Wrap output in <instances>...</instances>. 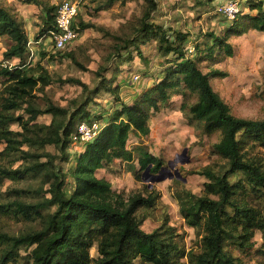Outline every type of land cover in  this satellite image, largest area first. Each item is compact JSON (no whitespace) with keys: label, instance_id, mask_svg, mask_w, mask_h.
I'll use <instances>...</instances> for the list:
<instances>
[{"label":"trees","instance_id":"1","mask_svg":"<svg viewBox=\"0 0 264 264\" xmlns=\"http://www.w3.org/2000/svg\"><path fill=\"white\" fill-rule=\"evenodd\" d=\"M145 1L147 8L141 25L122 49L128 51L142 38H155L163 55L174 54L175 60H168L170 66L163 71L164 76L135 102H121L99 116L90 112L88 106L95 102V94L100 90L105 89L114 95L116 102L120 101L118 88L102 76L105 68L96 72L102 81L94 89L79 79L60 80L63 84L81 86L85 95L72 99L68 105L62 106L49 97L44 105L38 102L36 90L45 94L38 84L51 83V74L41 61L35 64L25 61L28 35L15 15L0 4V37L7 36L13 42L4 58L19 60L15 65L0 63V145H5L0 152V186L7 179L42 180L38 190L6 191L9 199L0 203V216L39 222L40 228L19 234L0 231L3 246L0 264H247L234 251L252 252L258 233L262 243L256 252L264 260V163L244 156L249 146H264V119L234 116L211 84L212 78L227 74L214 68L205 73L200 67L201 63H207L211 68L218 59L233 56L234 47L228 37L208 33L195 45L193 53L187 54L183 45L186 35L178 33L171 39L162 25L151 21L157 1ZM26 2L42 11L37 40L57 30L56 5L41 0ZM248 7L256 13H239L232 20L229 34L264 32V2L254 1ZM82 27L99 29L84 23ZM73 28L80 31L75 22ZM69 57L73 58V54ZM175 95L184 99L198 96L193 104L185 102L183 111L188 113L189 120L200 123L206 134L221 133L213 151L225 161L218 171L211 167L197 171L210 180L205 184L204 195L184 192L180 196L182 217L190 227L202 232L201 245L192 249L187 248L183 234L167 221L152 232L142 228L146 217L140 211L155 208L159 200L157 191L146 190L126 199L96 174L116 159L132 163L136 157L141 171L150 167L152 173H160L164 166L160 157L139 145L129 149L128 143L131 135L150 134L151 115L169 105ZM43 115L52 116L49 124L38 121ZM93 122L103 125L99 136L85 143L83 151L70 153L78 127ZM13 125L19 129H13ZM48 146L55 147L58 153L39 152ZM42 157H46L45 162H41ZM10 159L23 164L10 167L4 162ZM58 159L61 163H56ZM71 160L74 162L64 169L62 164ZM138 179L143 180L140 176ZM27 194L39 198L24 199ZM30 247L27 255H21L23 248ZM94 248L96 257L91 253Z\"/></svg>","mask_w":264,"mask_h":264},{"label":"rangeland","instance_id":"2","mask_svg":"<svg viewBox=\"0 0 264 264\" xmlns=\"http://www.w3.org/2000/svg\"><path fill=\"white\" fill-rule=\"evenodd\" d=\"M48 5L58 6L65 0H41ZM78 4L79 12L75 18V24L79 27V37L76 43L65 50H58L54 46L51 33L36 39L41 30V9L26 0H0V4L6 7L22 23L24 31L29 38V51L25 61L35 64L38 61L46 67L52 77V82L38 84V88L45 90V94L37 91L38 102L44 105L47 97L54 102L65 106L72 99L81 97V86L61 83L60 80L68 78L79 79L89 85L91 89L100 85L102 77L96 72L105 68L102 76L106 77L110 85L119 90V102L114 95L100 90L95 94V102L88 106V110L97 116L106 115L110 108H116L121 102L133 103L148 89H151L158 80L164 76V70L170 66L168 60H175V55L164 56L158 48L155 38H142L128 51L122 48L126 42L134 37L140 27L142 18L147 8L145 0H68ZM157 9L151 14V21L162 25L171 39H175L178 33L186 35L187 40L183 44L185 52L192 54L197 43L204 40L208 33H215L229 38L234 47V55L223 57L216 63L207 66L201 63L203 72L208 73L212 68L221 70L227 74L224 77L211 79L214 91L230 107L234 116L245 119H264V32L250 30L246 34H229L228 29L232 24L223 14L221 8L227 3H236L240 13H252L248 4L264 0H156ZM82 23L96 25L98 28H83ZM13 42L7 36L0 37V63L15 65L18 59L5 60L4 52ZM73 54V58L69 54ZM171 63V62H170ZM138 77V78H137ZM189 99V100H188ZM198 100L194 95L184 99L181 95H175L170 104L160 112L151 115L148 136L138 137L131 135L128 148L134 150L138 145L146 151L160 157L164 161L166 178L161 181H152L151 176H145L141 171L138 159L127 163L116 159L112 165L97 171V177L109 181L113 190L123 198H129L146 190H155L159 193V200L154 209L141 210V216H145L142 228L152 232L167 221L184 236L187 248H198L201 245V229L190 227L182 217L180 196L184 192H190L196 196H202L207 192L205 184L210 180L197 171L211 167L218 171L225 165L213 151V145L222 138L220 132L206 134L201 124L189 120L188 113L183 111V104H193ZM51 115H43L38 118L40 123L49 124ZM100 123H103L102 121ZM13 129H19L17 125ZM5 145H0V152ZM84 144H72L70 153L83 151ZM187 149L186 154L184 151ZM58 153L55 147L48 146L42 151ZM136 156L138 154L136 153ZM244 156L255 158L264 163V146L248 147ZM4 161L10 167L16 168L23 161ZM46 157L41 158L45 162ZM70 163L62 164L64 169L70 167ZM172 162V165L169 163ZM56 163H61L60 159ZM178 171V175H177ZM150 174H155L150 171ZM143 179L140 181L138 177ZM172 176V177H171ZM73 180H69L71 187ZM42 180L30 177L20 182L9 179L0 186V203L9 199L6 191L11 188H34L38 190ZM148 188V189H147ZM39 195L27 194L24 199H38ZM40 228V223L17 221L11 216H0V231L10 234H19L31 229ZM256 247L249 254H241L234 251L235 255H241L247 264H264L263 258L257 254L256 249L261 245V235H256ZM3 246L0 245V255ZM23 248L21 255H27L31 249ZM92 255H98L97 250L92 249ZM21 264V263H20Z\"/></svg>","mask_w":264,"mask_h":264},{"label":"built area","instance_id":"3","mask_svg":"<svg viewBox=\"0 0 264 264\" xmlns=\"http://www.w3.org/2000/svg\"><path fill=\"white\" fill-rule=\"evenodd\" d=\"M56 25L57 30L51 31L54 46L58 50H65L72 47L79 37V32L73 28V23L79 12L78 4L65 0L57 6ZM225 17L229 20H234L240 13V9L236 3H227L221 8ZM138 78V77H137ZM103 125L98 122L91 124L82 123L78 127V133L74 136L75 143L85 144L96 139Z\"/></svg>","mask_w":264,"mask_h":264},{"label":"water","instance_id":"4","mask_svg":"<svg viewBox=\"0 0 264 264\" xmlns=\"http://www.w3.org/2000/svg\"><path fill=\"white\" fill-rule=\"evenodd\" d=\"M187 152V149H185L184 151V155L186 154ZM169 165H172V162L169 163ZM164 170H165V167L162 168V170L160 171V173L158 174H150V167H148L145 171V176H151L152 177V181L155 182V181H161L163 179L166 178V173H164ZM177 175H178V171H177ZM179 176V175H178ZM172 177V176H171Z\"/></svg>","mask_w":264,"mask_h":264}]
</instances>
